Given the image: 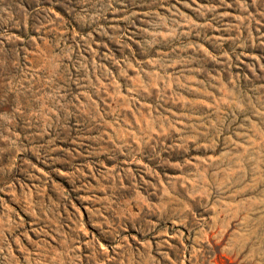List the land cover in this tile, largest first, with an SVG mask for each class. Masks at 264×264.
Instances as JSON below:
<instances>
[{
	"label": "rangeland",
	"instance_id": "rangeland-1",
	"mask_svg": "<svg viewBox=\"0 0 264 264\" xmlns=\"http://www.w3.org/2000/svg\"><path fill=\"white\" fill-rule=\"evenodd\" d=\"M0 264H264V0H0Z\"/></svg>",
	"mask_w": 264,
	"mask_h": 264
}]
</instances>
